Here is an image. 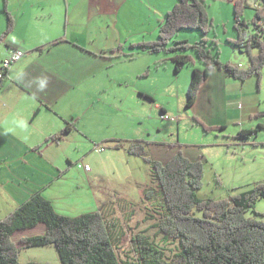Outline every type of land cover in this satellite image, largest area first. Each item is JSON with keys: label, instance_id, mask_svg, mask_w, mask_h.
Returning a JSON list of instances; mask_svg holds the SVG:
<instances>
[{"label": "crops", "instance_id": "crops-1", "mask_svg": "<svg viewBox=\"0 0 264 264\" xmlns=\"http://www.w3.org/2000/svg\"><path fill=\"white\" fill-rule=\"evenodd\" d=\"M209 1L234 6L237 0ZM177 2L0 0V60L8 57L14 48L26 52L0 84V220L37 193L51 201L56 210L54 201L63 191V181L73 167L83 171L90 178V185L96 187V180L103 173L102 168L109 165L111 156L99 152L103 154L93 157L96 164L89 165V172L79 168L85 161H76L75 149L70 147L76 141L81 148L94 141L91 135L104 130V119L112 123L118 112L136 104L137 114L132 118L137 120L133 124L138 125L134 130L138 134L144 125V106L155 105L160 117L167 112L166 105L159 103L146 85L138 81L153 73L160 74L163 68L168 70L169 65L175 77L181 75L174 69L173 56L162 54L161 57L148 48H139L147 42L145 39L125 46L123 30L125 19L134 11L143 14L147 24L153 21L159 27ZM207 8L210 12L212 6ZM227 11L230 14V8ZM8 15L13 20L10 30ZM199 36L200 40L204 38ZM198 68L205 69L203 65ZM207 70L208 78L190 107L193 113L188 111L193 122L197 121L196 117L206 122L197 113L202 99L213 104L222 99L227 104L228 118L223 124L226 129L235 124L243 129L246 119L264 112L256 106L246 108L245 102L239 103L238 95L247 94L248 81L242 83L223 69ZM211 114L215 116L214 112ZM66 127L70 129L61 139H52ZM214 130L218 129L212 126L210 131ZM136 136L125 139L102 136L101 140L105 150L123 151L130 158L134 157L127 152L130 143L144 141L146 147L159 143ZM184 155L194 161L199 159L188 151ZM95 197L101 209L117 204L116 198L102 189ZM34 231L38 234H31ZM45 232L46 227L40 223L33 229L17 232L13 241L21 250L20 245L25 247L21 238Z\"/></svg>", "mask_w": 264, "mask_h": 264}, {"label": "rangeland", "instance_id": "rangeland-1", "mask_svg": "<svg viewBox=\"0 0 264 264\" xmlns=\"http://www.w3.org/2000/svg\"><path fill=\"white\" fill-rule=\"evenodd\" d=\"M207 5L212 6L210 12L208 8L207 10L213 20L214 31L208 33L207 37L198 30H182L172 45L186 39L189 43L200 41L199 35H201L218 41L219 58L222 64L227 63L239 66L243 70L247 69L250 64L248 55L228 42L231 41L228 40L230 37H235V40L238 37L234 6L229 5L228 2L214 3L209 0ZM228 8L231 10L230 14L227 11ZM254 14L252 7L246 9L242 16L243 20L250 21ZM128 16L130 17L125 19L126 25L123 30L124 41L127 40L125 46L128 47L133 42L143 39L147 42H152V38L157 41L160 28L157 22L151 21L147 24L144 15L138 14V11ZM253 53L258 54L257 49L253 50ZM160 54L161 57H164L162 54L167 55L164 52ZM188 54L194 57L196 55L194 51H189ZM196 61V65H188L178 77H175L172 73L173 68L169 65L168 70L163 68L160 74L153 73L138 81V84L146 85L159 103L166 105L165 115L169 119H162L160 110L155 109V105L148 104L144 106L142 112L145 117L144 125L139 133L135 134L134 130L138 125L133 124L137 120L132 117L136 116L137 111L134 108L136 104L131 105L124 108L122 112H118L114 122L110 123L111 121L107 122L104 119V126L107 128L96 135H91L94 141L84 144L82 148L75 144L76 141L70 147L72 150L75 149L76 161L83 159L84 164L88 162L93 166L96 164L93 157L98 158L103 153L111 156L112 159L109 165L102 168L104 171L96 180V187L90 185V178L85 176L83 171L73 167L63 181V191L58 193L54 201L56 211L60 215L73 218L85 213L101 212L109 223L119 260L123 264H137L133 240L140 234L154 240L165 252L167 258H171L180 250L177 241L165 239L158 227L166 208L163 203V192L153 176V165L141 157L130 158L123 151L107 149L98 154L99 152L95 150L96 146L100 144L105 146L101 140L104 138L102 136L125 139L137 135L150 142H159L146 149V156L154 162L165 164L178 153L184 154L187 151L198 158H203L206 168L203 188L197 192L200 199H226L254 189L257 185H264V128L259 127V125L264 126V112L261 115L254 113L252 119H246L243 129L236 124L226 129L223 124L228 118L225 113L227 104L222 99L214 104L202 99L197 113L205 117L206 122L197 117V121L193 122L191 115L188 114V111L193 113V110L187 107V92L193 76V68L202 67L197 58ZM249 79L246 80L248 81L247 94L238 95L239 103L245 102L246 108L256 106L264 109V68L261 71V78L256 75ZM217 84L220 85L219 82ZM211 112L215 113L214 117ZM212 126L218 130L210 131ZM204 127L209 130H205ZM251 130H257V132L249 137L240 136L241 131ZM88 146L91 147L89 149L91 153L87 150ZM99 189H102L103 193L112 194L117 204L105 205L101 209L95 197ZM255 210L264 214V199L256 202ZM252 214L250 212L248 216ZM31 234H38V231ZM20 246L21 263L62 264L59 252L54 245L34 248Z\"/></svg>", "mask_w": 264, "mask_h": 264}, {"label": "trees", "instance_id": "trees-1", "mask_svg": "<svg viewBox=\"0 0 264 264\" xmlns=\"http://www.w3.org/2000/svg\"><path fill=\"white\" fill-rule=\"evenodd\" d=\"M207 7L206 0H178L161 22L157 41L139 46L152 53L172 55L177 73L188 65H195L196 58L205 67L193 68L187 92L188 108L195 104L198 92L208 78L207 69H223L243 83L256 75L261 78L264 68V6L260 0H237L234 4L238 37L228 42L248 55L250 64L247 69L222 64L216 40L203 38L194 43L182 40L172 45L182 30H198L203 35L214 31ZM251 7L255 14L246 22L242 16ZM8 21L10 30L13 20L9 15ZM255 49L258 54L253 53ZM189 51H194L195 57L188 54ZM69 129L66 127L52 139H61ZM256 132L241 131L240 136L249 137ZM146 145L147 142L134 141L127 152L153 165V176L163 192L166 208L158 227L165 239L177 241L180 251L167 258L154 240L140 234L133 240L137 264H264V214L255 210L256 202L264 199V185L226 199H200L197 192L203 188L205 160L194 161L178 153L165 164L154 162L146 156ZM54 208L51 201L37 193L0 220V264H26L20 261L21 250L13 237L17 232L33 229L40 223L46 227L45 234L21 238L25 247L54 245L62 264H123L109 223L102 213H85L73 218L58 214ZM250 212L252 216H248Z\"/></svg>", "mask_w": 264, "mask_h": 264}, {"label": "built area", "instance_id": "built-area-1", "mask_svg": "<svg viewBox=\"0 0 264 264\" xmlns=\"http://www.w3.org/2000/svg\"><path fill=\"white\" fill-rule=\"evenodd\" d=\"M257 4H258V1H257ZM25 56H26V52L24 50L14 48L9 53L8 57L0 60V81H4L7 78L8 73L12 70L13 66ZM161 118L165 120L169 119V117L166 116L165 114H163ZM105 149H106L105 146L103 144H100L96 146L95 150L97 152H102ZM78 166L79 168H84L86 171H89V172L91 171V168L89 164L87 163L79 164Z\"/></svg>", "mask_w": 264, "mask_h": 264}, {"label": "water", "instance_id": "water-1", "mask_svg": "<svg viewBox=\"0 0 264 264\" xmlns=\"http://www.w3.org/2000/svg\"><path fill=\"white\" fill-rule=\"evenodd\" d=\"M260 1H261L262 5L264 6V0H260Z\"/></svg>", "mask_w": 264, "mask_h": 264}, {"label": "bare ground", "instance_id": "bare-ground-1", "mask_svg": "<svg viewBox=\"0 0 264 264\" xmlns=\"http://www.w3.org/2000/svg\"><path fill=\"white\" fill-rule=\"evenodd\" d=\"M256 4H257V2H256Z\"/></svg>", "mask_w": 264, "mask_h": 264}]
</instances>
